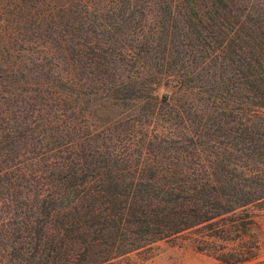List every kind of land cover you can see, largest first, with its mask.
<instances>
[{
	"label": "trees",
	"instance_id": "trees-1",
	"mask_svg": "<svg viewBox=\"0 0 264 264\" xmlns=\"http://www.w3.org/2000/svg\"><path fill=\"white\" fill-rule=\"evenodd\" d=\"M114 2L125 11L132 0ZM148 2L189 8L182 16L193 18L188 29L197 44L172 45L176 74L165 82H172L174 93L199 91L207 103L201 108L192 100L152 97L162 109L161 121L170 126L152 134L140 118L126 119L114 135V125L96 132V125L81 117L83 110L67 107L68 92L82 101L93 92L87 86L96 75L50 71L58 65L50 60L51 51L87 34L83 26L64 22L66 5L76 20L78 13H88V1L0 0V52L28 29L34 45L54 33L41 55L30 59L38 68L21 79L27 86L0 85V264H122L131 253L184 231L204 229L205 237L226 240L252 223L240 211L259 200L260 191L242 190L230 168V147H225L229 153L207 155L185 133L190 127L198 137L207 128L235 133L232 143L242 158H249L248 151L258 154V144L249 147L248 139L264 125V0H135L129 19ZM160 8L165 14L166 7ZM3 61L0 57V65ZM7 79L16 75L4 65L1 83ZM163 79L149 75L145 81L152 89ZM70 109L79 116L68 115ZM152 113L145 108L141 116ZM247 255L238 249L215 252L232 263Z\"/></svg>",
	"mask_w": 264,
	"mask_h": 264
},
{
	"label": "rangeland",
	"instance_id": "rangeland-1",
	"mask_svg": "<svg viewBox=\"0 0 264 264\" xmlns=\"http://www.w3.org/2000/svg\"><path fill=\"white\" fill-rule=\"evenodd\" d=\"M86 1H88V13H78L76 20L73 19L75 16L70 11V4L66 5V11L63 13L64 22L66 21L65 23H68L71 28H82L83 26L87 29L86 36L84 34L81 38L72 36L70 44L60 43L63 49L52 50L55 56L51 57L49 54L52 58L50 60L58 65L52 66L50 71L52 74L61 72L62 75L66 76L69 73L76 77L96 75L93 82L92 79L91 82L89 81V84L92 83L90 88L87 86V91L93 92L82 101L76 100L70 91L67 94L71 97V105L67 107H75L74 111L83 110L81 117L96 125V132L103 127L114 125L112 131L116 135V132L126 127V119L140 118L145 126L151 129L152 134H161V130L170 126V123L168 125L161 121L162 109L158 108L152 97H157L159 100L165 99L166 102L173 98H179L181 102L192 100L195 104L196 102L202 103L201 108L204 103H207V100H202L205 95L200 94L199 91L181 89L174 93L171 88L172 82H165L168 81L167 78L171 79L176 74L170 61V56L176 55L171 49L172 45L179 40L185 43L196 42L193 32L188 29V21H193V18L188 20L182 16L185 15V11H189V8L183 5L174 7L168 4L165 6L159 2L148 5L150 3L148 2L140 13H136V16L129 19V15L134 10L135 0H132L131 5H128L129 9L125 11H121L120 5L114 0ZM161 6L166 7L165 14ZM191 15L194 17L192 13ZM42 27L47 31V25ZM60 30L62 29L59 28ZM26 32L19 35L21 38L16 41L15 46L0 52V57L4 60L0 68L7 65L16 75L14 81L7 79V82L1 83L0 80V85L7 83L14 85L17 89L24 85L27 86L28 84H23L21 79L33 77L32 70L38 68L30 64V61L41 55L39 49H44L42 45L46 48L50 37L54 35L52 33L51 36H47L43 33L45 36L38 37L34 45L32 39L35 35L32 29ZM86 42L90 43L89 48L85 46ZM20 56L25 57L28 64L21 63ZM92 58L96 59V63L93 61L95 63L93 66L89 64ZM78 65L80 69L76 72ZM161 71L163 72L160 74ZM149 75H154V77L161 75L164 79L160 81V84L149 89L151 85L145 81ZM36 77L41 78L37 73ZM112 87H115V91L118 92L108 90ZM9 88L8 86L7 91ZM3 105L6 107V102ZM145 108L151 109L153 113L141 116L142 109ZM164 110L169 111L167 108ZM74 111L70 109L67 113L78 117L79 114ZM184 119L189 121L186 117ZM258 122L260 123V119ZM223 127L226 128V126ZM229 127H236V125L231 123ZM224 133L222 130L213 132L207 128L202 131V136L198 137L193 134L190 127L185 134L189 139L194 138V141L200 144L198 147L203 149L207 155L218 152L229 153L231 149L234 161L230 168L233 167L232 172L239 177L238 181L242 185V190L247 192L257 189L260 191V196H258L260 199L252 201L240 211L242 217L247 215L252 222L248 224L247 230L239 234H231L226 240L209 239L205 237L204 229L184 231L157 240L140 252L131 253L127 260L123 259L122 264H252L264 261V125L259 126L254 132L255 135L248 139L249 147L254 148V143H257L258 146L255 145L259 148L256 155L248 151L249 158H242L238 147L233 146L232 139L235 133L228 136ZM182 146L195 151L193 147ZM227 146L230 149H225ZM225 249L243 250L248 253V258L239 263L217 259L215 252Z\"/></svg>",
	"mask_w": 264,
	"mask_h": 264
}]
</instances>
